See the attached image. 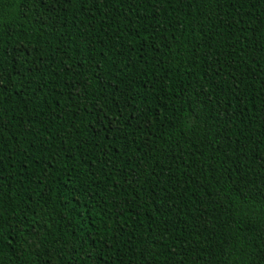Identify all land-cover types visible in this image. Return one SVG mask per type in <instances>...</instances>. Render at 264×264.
<instances>
[{"label":"trees","instance_id":"trees-1","mask_svg":"<svg viewBox=\"0 0 264 264\" xmlns=\"http://www.w3.org/2000/svg\"><path fill=\"white\" fill-rule=\"evenodd\" d=\"M0 264H264V0H0Z\"/></svg>","mask_w":264,"mask_h":264}]
</instances>
